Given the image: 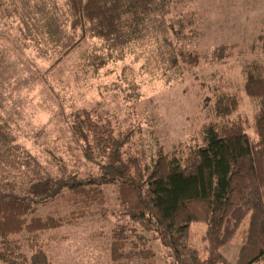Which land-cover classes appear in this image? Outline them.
<instances>
[{"label": "rangeland", "instance_id": "obj_1", "mask_svg": "<svg viewBox=\"0 0 264 264\" xmlns=\"http://www.w3.org/2000/svg\"><path fill=\"white\" fill-rule=\"evenodd\" d=\"M165 21L166 34L158 31L133 43L122 60L96 74L86 59L104 47L102 42L87 39L62 55L67 40H78L70 29L66 0H7L0 12V184L21 191L39 177H57L56 160L83 176L96 172L70 136L77 111L116 131L140 128L138 145L153 150L159 144L198 141L218 97L231 94L240 99L232 120L242 121L256 141L253 125L264 99L248 98L242 86L249 72L264 76V0H195L177 5ZM178 21L186 25L182 34ZM51 22L60 42L48 35ZM180 52L197 55L198 64L185 66ZM106 193L105 215L47 234L55 263H149L110 260L112 232L123 225L136 231V226L128 223L114 189ZM68 203L65 196L40 214L61 211ZM249 224L248 217L221 248L228 264H237ZM206 229L192 223L181 245L200 259L206 257ZM153 236L146 233L156 253L151 264H191L188 252L180 259Z\"/></svg>", "mask_w": 264, "mask_h": 264}, {"label": "trees", "instance_id": "obj_2", "mask_svg": "<svg viewBox=\"0 0 264 264\" xmlns=\"http://www.w3.org/2000/svg\"><path fill=\"white\" fill-rule=\"evenodd\" d=\"M6 1L0 0V12ZM189 2L195 0H66L70 29L78 40H67L62 55L87 39L102 42L104 47L86 59L97 74L111 62L122 60L133 43L158 31L166 34L165 18L177 5ZM179 22L182 34L186 25ZM56 30L51 22L48 35L59 41ZM180 57L188 67L199 61L190 52H180ZM242 91L252 100L264 99V76L249 72ZM239 107V98L223 94L198 141L187 146L159 144L153 150L138 145L143 134L140 128L116 131L96 122L86 111L75 112L71 139L81 146L83 159L96 172L83 176L56 160L57 177H39L21 191L0 184V264H57L49 254L47 234L105 215L103 204L109 188L114 189L128 223L136 226V231L123 225L112 232V262L146 260L151 264L156 253L146 233H153L154 240L176 250L180 259L188 252L191 264H228L221 248L249 217L237 264H262L264 106L253 125L256 141L242 121L232 120ZM65 196L69 197L67 213L54 209L40 214ZM192 223L206 225L205 259L181 246Z\"/></svg>", "mask_w": 264, "mask_h": 264}]
</instances>
